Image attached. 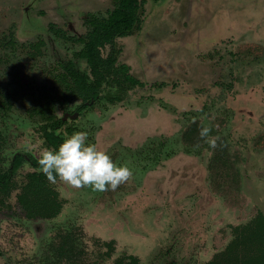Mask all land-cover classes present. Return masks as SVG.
<instances>
[{
	"label": "rangeland",
	"instance_id": "obj_1",
	"mask_svg": "<svg viewBox=\"0 0 264 264\" xmlns=\"http://www.w3.org/2000/svg\"><path fill=\"white\" fill-rule=\"evenodd\" d=\"M139 1L128 35L95 39L143 82L108 102L83 74L116 0H0V264H205L264 215V0ZM49 130L86 131L133 175L47 179L57 212L28 215L17 196Z\"/></svg>",
	"mask_w": 264,
	"mask_h": 264
},
{
	"label": "trees",
	"instance_id": "obj_2",
	"mask_svg": "<svg viewBox=\"0 0 264 264\" xmlns=\"http://www.w3.org/2000/svg\"><path fill=\"white\" fill-rule=\"evenodd\" d=\"M157 1V0H154ZM112 17L104 18L103 25L97 31L90 34L88 48L92 54L88 57L87 65L89 73L83 74L85 77V87L92 98L103 97L108 102L120 101L126 90L135 86H143V82L134 77L125 64H116L115 50L107 55H101L95 39H112V29L119 31L120 35H128L129 30L125 28L127 20L136 19L141 22V1L139 0H116ZM114 16V17H113ZM137 24L138 29L140 25ZM113 32V33H114ZM95 50V51H94ZM104 86L113 88L102 94ZM62 123V120H60ZM44 137L49 146L55 147L62 140L54 134L53 130L45 131ZM23 161L22 154H16L11 160V166L7 175L9 178ZM27 182L24 190L17 196L18 202L28 215L36 213L37 208L49 209L53 213L57 212L60 202L55 191L48 184L47 178L40 171L26 173ZM35 210V211H34ZM56 210V211H55ZM241 233L226 248L225 252L218 258L210 260L205 264H264V215L259 214L255 219L240 227ZM124 259H118L114 264H138L135 257L130 256L129 261L124 263Z\"/></svg>",
	"mask_w": 264,
	"mask_h": 264
},
{
	"label": "clouds",
	"instance_id": "obj_3",
	"mask_svg": "<svg viewBox=\"0 0 264 264\" xmlns=\"http://www.w3.org/2000/svg\"><path fill=\"white\" fill-rule=\"evenodd\" d=\"M210 131L204 126L199 135L207 138ZM207 142L215 143L211 139ZM37 165L53 183L59 180L74 188L91 187L93 191L115 190L133 175L126 164H117L107 151L89 143L88 133L83 130L65 136L54 148H42Z\"/></svg>",
	"mask_w": 264,
	"mask_h": 264
}]
</instances>
